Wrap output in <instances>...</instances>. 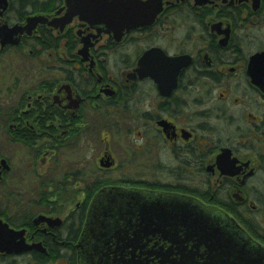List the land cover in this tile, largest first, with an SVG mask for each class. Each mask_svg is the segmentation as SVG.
<instances>
[{"label": "flooded vegetation", "instance_id": "af4514ba", "mask_svg": "<svg viewBox=\"0 0 264 264\" xmlns=\"http://www.w3.org/2000/svg\"><path fill=\"white\" fill-rule=\"evenodd\" d=\"M145 202L264 248V0H0V264H99Z\"/></svg>", "mask_w": 264, "mask_h": 264}, {"label": "water", "instance_id": "95a60500", "mask_svg": "<svg viewBox=\"0 0 264 264\" xmlns=\"http://www.w3.org/2000/svg\"><path fill=\"white\" fill-rule=\"evenodd\" d=\"M141 210V225L108 247L99 264H264V248L235 221L185 203L145 202ZM3 226L1 243L9 240ZM149 234L161 239L146 249Z\"/></svg>", "mask_w": 264, "mask_h": 264}]
</instances>
